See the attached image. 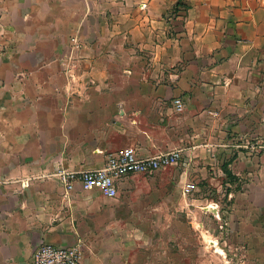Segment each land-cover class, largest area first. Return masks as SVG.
Segmentation results:
<instances>
[{
  "label": "crops",
  "instance_id": "obj_1",
  "mask_svg": "<svg viewBox=\"0 0 264 264\" xmlns=\"http://www.w3.org/2000/svg\"><path fill=\"white\" fill-rule=\"evenodd\" d=\"M122 150H180L185 183L222 177L206 183L231 190L225 225L264 255V0H0V264L41 245L157 260L178 162L117 179L111 198L54 176Z\"/></svg>",
  "mask_w": 264,
  "mask_h": 264
},
{
  "label": "rangeland",
  "instance_id": "obj_2",
  "mask_svg": "<svg viewBox=\"0 0 264 264\" xmlns=\"http://www.w3.org/2000/svg\"><path fill=\"white\" fill-rule=\"evenodd\" d=\"M181 160L166 169L167 231L154 232L151 244L156 249L157 260L152 264H264L258 240L234 236L225 225L231 207L227 196L231 190L206 183L221 182L222 177L210 170L206 179L201 180L200 172L194 169L187 176L193 181L185 183ZM186 186L190 190L185 191ZM209 204L217 206L219 215L201 210Z\"/></svg>",
  "mask_w": 264,
  "mask_h": 264
},
{
  "label": "built area",
  "instance_id": "obj_3",
  "mask_svg": "<svg viewBox=\"0 0 264 264\" xmlns=\"http://www.w3.org/2000/svg\"><path fill=\"white\" fill-rule=\"evenodd\" d=\"M180 152L175 150L141 158L131 150H122L108 156L98 169H58L54 176L67 188L78 182L86 190L99 189L104 196L111 198L117 194V179L132 174H152L162 167L177 163ZM80 255L78 246L64 248L41 245L30 264H80Z\"/></svg>",
  "mask_w": 264,
  "mask_h": 264
},
{
  "label": "water",
  "instance_id": "obj_4",
  "mask_svg": "<svg viewBox=\"0 0 264 264\" xmlns=\"http://www.w3.org/2000/svg\"><path fill=\"white\" fill-rule=\"evenodd\" d=\"M206 210L209 211V212H212V213L216 214V211H215V209H213V208H210V207H209V208H207Z\"/></svg>",
  "mask_w": 264,
  "mask_h": 264
},
{
  "label": "bare ground",
  "instance_id": "obj_5",
  "mask_svg": "<svg viewBox=\"0 0 264 264\" xmlns=\"http://www.w3.org/2000/svg\"><path fill=\"white\" fill-rule=\"evenodd\" d=\"M208 208H209V207H208ZM210 208H213V209H214L215 207L210 206Z\"/></svg>",
  "mask_w": 264,
  "mask_h": 264
}]
</instances>
